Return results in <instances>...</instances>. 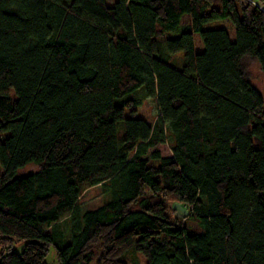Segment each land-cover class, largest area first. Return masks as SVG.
Returning a JSON list of instances; mask_svg holds the SVG:
<instances>
[{
    "label": "trees",
    "instance_id": "obj_1",
    "mask_svg": "<svg viewBox=\"0 0 264 264\" xmlns=\"http://www.w3.org/2000/svg\"><path fill=\"white\" fill-rule=\"evenodd\" d=\"M220 19L234 40L205 28ZM247 58L264 80L251 0H0V264H48L51 248L58 264L95 248L96 264L132 249L264 264V96ZM149 98L154 123L136 115ZM96 186L104 202L83 210Z\"/></svg>",
    "mask_w": 264,
    "mask_h": 264
},
{
    "label": "rangeland",
    "instance_id": "obj_2",
    "mask_svg": "<svg viewBox=\"0 0 264 264\" xmlns=\"http://www.w3.org/2000/svg\"><path fill=\"white\" fill-rule=\"evenodd\" d=\"M117 0H107L109 5H113ZM254 3L260 5L262 9L264 10V0H251ZM182 25H186L188 23V16H183ZM206 29H214V28H225L230 33L231 38L235 39V26L233 22L229 19H220L215 20L212 22H209L206 27ZM195 49L197 52H201L204 49V46L200 40L199 34L195 35ZM182 53L179 54L181 56ZM246 63L248 65V69L251 74L252 83L254 87L264 96V80L262 77V71L260 68V64L257 59H251L247 58ZM137 116L143 117L146 120H148L151 123H154L157 117L160 115L159 108L157 105V101L154 98H149L144 101V104L138 108ZM121 128V124L119 125ZM159 151L161 152L163 157H170L172 156L171 147L168 143L159 145L158 147ZM30 166L28 165L26 168H22L19 170L20 173H27L29 172ZM3 171V168L0 165V173ZM105 200V195L103 194V190L101 187H86L84 192L82 193V196L80 198V205L83 210L87 209H95L99 207ZM50 229H46L45 233H49ZM15 249L19 252L22 251L23 246L22 245H16ZM100 251L99 249L95 248L94 254H93V260L91 264H96V259L99 255ZM123 259L128 262V264H146L147 259L146 257L139 251L130 250L128 251ZM46 262L48 264H58L57 257H56V251L54 248L50 249V253L46 258Z\"/></svg>",
    "mask_w": 264,
    "mask_h": 264
},
{
    "label": "water",
    "instance_id": "obj_3",
    "mask_svg": "<svg viewBox=\"0 0 264 264\" xmlns=\"http://www.w3.org/2000/svg\"><path fill=\"white\" fill-rule=\"evenodd\" d=\"M174 208L179 210V211H181L184 216H188L189 215V211L186 208L182 207L178 203L174 205Z\"/></svg>",
    "mask_w": 264,
    "mask_h": 264
}]
</instances>
